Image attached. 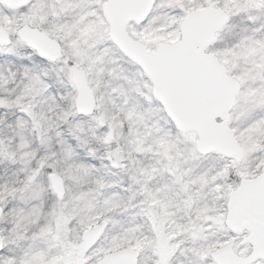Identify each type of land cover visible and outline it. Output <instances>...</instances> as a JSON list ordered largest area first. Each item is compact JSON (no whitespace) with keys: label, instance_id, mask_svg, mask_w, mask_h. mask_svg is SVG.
<instances>
[{"label":"snow or ice","instance_id":"1","mask_svg":"<svg viewBox=\"0 0 264 264\" xmlns=\"http://www.w3.org/2000/svg\"><path fill=\"white\" fill-rule=\"evenodd\" d=\"M0 264H264V0H0Z\"/></svg>","mask_w":264,"mask_h":264}]
</instances>
